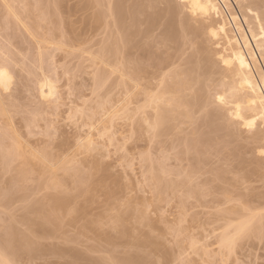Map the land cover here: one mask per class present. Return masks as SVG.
I'll return each instance as SVG.
<instances>
[{"label":"rangeland","instance_id":"rangeland-1","mask_svg":"<svg viewBox=\"0 0 264 264\" xmlns=\"http://www.w3.org/2000/svg\"><path fill=\"white\" fill-rule=\"evenodd\" d=\"M27 1L29 2L30 0H27ZM41 1L43 2V5H44V2L46 0H41ZM68 1L72 2L73 4H71V3L69 4ZM68 1L67 0H65V1L61 0L62 5L64 7H66V6L68 8L70 7L69 8L70 10L67 11V7L63 8V6H61L62 7L61 11H59L60 7L57 6V8L55 9V11L53 12L52 15L48 14L50 17L49 23H47V20L42 21L40 19V16H38V15L36 16V14L39 12V10L37 12V9L35 10V12L32 11L33 15H35V16L32 15V12H29L28 10H26L27 15L24 16V17H26V18H24L23 15H25V13H26L25 9H27V7H25V6H27V5L22 6V7H24V9L20 7V9H23L22 12L23 11L25 12V13L23 12L22 17L26 20L25 21L26 23L25 22H23V23L28 25L31 21H34L33 23L31 22L32 24L31 23L29 24V27L31 28L30 29V30H32L31 32L35 35V37L37 39H44L45 37H47V34L50 31V37H51V44L52 45L51 44L49 45L51 47H50L49 52H48V58L46 59L47 61L45 60L43 65H44L45 70H48L50 75H51L52 82L54 85V94H52L51 97H48V98L43 97L42 98V96L39 95L38 89L37 88H36L37 90L34 89L35 87H33V86H35V85H33V84H31L32 86L30 85V83L32 81L29 82V85L26 84V83H28L27 81H29L30 79L29 78H28L29 80L24 79L25 81L27 80L25 83L23 81V78H24L23 76L26 75L25 78H27L29 76V74H31L32 71L31 72L29 71L31 69H28L27 72L25 71L26 73L24 71H21L20 69H22L24 67V64H21V66L23 65L22 68L21 67H20V69L18 68L20 70V72H23L24 75L22 73H21V75L20 74L19 75L17 74V75L19 76L18 78H20V76H21V79H20L22 81L21 84L23 85L25 83L27 86L25 84L23 85L24 87L21 86V84L19 82L20 80L16 79V80H19L18 82H16V80L14 79V81H15L14 83L15 84L19 83L18 84L19 86L17 85V87H16V85L13 84L14 89L12 90V87L10 88V90L8 89V91L10 93L7 90L6 91H0V97H1V92H5V94H11V95H5V97H4L3 96L4 94L2 93L3 94L2 97L5 99H3L1 97V100H0V102L1 101L4 102V105L1 103L2 107L0 105V109L1 108L4 109V110L3 109L0 110V134L1 133L3 134V135L1 134V136H0V143L4 144V146L6 145V147L9 149H11V146H14V148H12V151L15 152V150H16V153L18 151L20 153V154L18 153L19 155H16V153H14V155H13L14 157L12 156V158L3 157V158H5V159H3L0 156V193H1L0 195H3V199L5 196V200H6V198L9 199L8 195L6 197L5 194H2V193L7 194L6 188H8V187L11 190L10 193H12V191L14 193V195H10L11 201L8 200V202H7V200H6V201H4L5 203H3V204H2L3 201L0 202V230L1 229L4 230L3 228L5 227L6 229H8L5 231L8 232L10 229H12V227H11L12 224L10 225V223L12 222V223H14V225L15 224L17 225V226L15 225V227H18V228H16L17 231L22 230V232H25V233L32 232L30 230L31 229L33 230L32 227H34V225H35L33 223H35V221H36L35 220L36 216H34V215H37V213L39 214L40 210L42 213L45 212V210H46L45 208H48V207H45V203L47 202V199H48V203L52 199V198L50 199L49 197H52V195H55L56 198H58V196L66 195L67 197H65V198H68V201H67V204L65 206H63L64 208L59 206V208L61 207V209H59V210H62V212L59 211V214L61 216L57 214L59 219L57 217L56 221H54L56 212H53L54 210L52 209V208H54L55 203H53L54 204L53 207L49 206L50 203L49 204L46 203V206L48 204L49 207H52V208H48V209H52L53 211L49 210L50 213L52 212V214L50 215L51 217L49 215H46L49 211L47 213L43 214V216L46 215L47 217L48 216L50 217L49 219L52 220L51 225L52 224L54 225L53 222H56L55 223L56 226H53L55 228L52 227L53 231L50 230L51 233H48L49 236H48V234H47V236H44V235H46L44 233L46 231H43V230H42V232L39 231L38 234H36L37 232H35L34 234L31 233V234H33L32 236L29 233L27 234V236L29 235L31 238L35 234H36V236H38V237L34 236V238H36V240L38 239L37 240L38 243L41 242L40 245H42V249L39 250V252L36 253V251H38V250H36L35 253L28 255L27 252L24 253L25 250H24V252H22V250H20L22 253L20 252L21 254L20 253L19 254L17 253V255L15 254L16 257L13 256V258H10V256H9L10 260H12L11 263L9 262L10 261L9 259H8L9 261L8 260L7 261L10 264H74V263H76V264H94L95 263L96 264L97 260H99L100 258H103L100 261H97V263L101 262L100 264H118V261L122 258V256L128 255V256H126V258L127 257L130 258V260H133V259L136 260L135 258H137V260L141 261V259L145 258V256H146L145 253H147V255H149V256H147V258L145 260H146V262L147 261L148 262L145 263L144 262L145 260L144 261L142 260L143 264L144 263L145 264H264V233H263L264 229L261 230V228H263L262 225H264L263 224L264 223L263 222L264 221V214L262 213V212H264V211H262V210H264V208H261V210L254 208V206L256 204H254V206L252 205L253 200L251 201V205H248V203L250 202V201H248V199L246 201L242 200V202L248 201L246 203L248 207L253 206V207L249 208L250 210H252V211L254 210L253 212H255V213H261L259 216L253 217L254 222L253 221L252 222L254 224L252 223L251 227L254 225L255 229L252 228V230L254 229L255 231L251 232V235H250L248 230L251 231V229H246V230L244 229L245 230L244 233L245 232L247 234L249 233L250 237H249V235H247L248 239L244 238L243 235H245L246 233L243 235L241 233L240 235L243 236L244 239H247L246 240L247 242L245 240H243V242H242L243 244H242L241 243L242 240L241 241L239 240L240 243L237 242L238 244L235 245V247L237 246L236 247L237 249L234 247L233 248L234 250L232 249L233 251L230 252L229 255H228V253L224 255L223 254L224 252H222L223 251L222 249L219 251V249L217 248L218 245H217V243L215 244V242L218 241L216 239H218V237H219V236H216V234L218 235L221 232L218 228H217L218 230L217 229L216 230L219 233L216 230L214 232L213 229H214V224L215 225L220 224L218 222H221L222 220L221 221L217 220L216 222L215 221L211 222V221H213V219L214 220L216 219V214H217L216 211L217 210L219 211V209L222 210V213L220 210L219 211L220 213H218V214L224 215L226 217L227 214H225V213H228V210H230V209L232 210V208H237V209H240V208L237 207L238 205H235V207H234L232 205V203L228 202V206L230 203V208H226V210L227 209L228 210L226 212H224V214H223L224 208L222 209L221 207L225 206V205H223L224 203L226 204V202H224L225 201L224 196L227 199L228 194L226 193L227 195H225L224 193H221V196H220L219 192H218V196L223 197V199H224V201H222L223 199L222 200L220 199L221 206L217 204V207H216V205H215V203L219 202L217 197H216V199L218 200V202L216 200V202L215 203L212 202L210 206L205 205L206 201H209L208 199L205 200V198H207V196L209 198V195H210L212 189L208 185H206V186H203V185H204L205 181H206V183H208V181L206 179L207 176L211 180L216 178V174L214 175L213 178L211 177V176H213L212 172H209L211 174L210 176H209V174L207 175V173H206L205 174L206 176L204 175L201 178L203 184L200 183L202 186V187L200 186V189H202V191L206 190L208 195L206 196V194H207L206 193V194H204L205 197H204V195H202L203 197L199 196L201 198H204V200H205V202L201 200V203H200L198 198H197V195L199 193L198 187L200 184H199V180H195L196 177H194V176H197V174L195 171H193L194 168L191 167V170L196 175L194 173H193L194 175H192L191 173L190 174L188 173L187 174L188 177L185 176V173L190 171V170L187 171V169L190 166H192V164H190V161L187 160L190 166H188V168L186 167L185 168L186 170L183 169L185 164L187 166V163L185 161L186 159L184 160L183 157H182V159L185 162H182V163L180 162L181 165L185 163L184 165H182L183 167L180 165L181 166V168H180V166L178 164V162L180 160H182V159H180L181 156H183L182 151H181L182 145H181V141L178 138V136L174 135V137L173 136L171 137L170 135H166V137H164L165 135L163 136L160 133L156 132L157 137L155 139L153 134H152L153 138L150 137L151 131H149V133H150V134L148 133L149 135L147 134V132L143 133V131H145V129L143 128L144 125L142 126V128L144 130L141 128V130H143L141 132L140 128L138 127V123L142 124L143 122L141 123L140 121H138V118H137V123L136 124L134 123L132 125L131 121L132 122H133V120H134V122L136 121L135 120L136 117L134 118V116L139 117L141 115V113H139L140 115H136L138 113H135V108H136V106L141 104V103L139 104L140 100H141L140 102L143 101L141 97L144 96L143 95L144 93H142V95L140 94L141 95L140 96V95H138L139 94V92H138L137 95L140 97L139 98V97H137V95L135 96V94H136L135 91L130 89L131 94L130 93L128 94V91H129L128 89L130 87H128L127 84H129L130 83L129 81H131V80L128 81L127 76H128V74H131V72H130L131 70H130V68H129V70H127V66L128 67H130V66L128 65V63H126V61H127L126 58L129 55H127V57L125 58L126 61L124 62L127 64V66H124V67H126V68H124V70H125V74H127V75H125L127 79L121 78V79H123V82H124V85H123L125 88L124 91H126V88L128 87L127 93L122 91V89H124V88H122V86L120 88H118L119 85L118 86L116 85L117 87H115V89L113 88V85L117 84V82L115 80H117V78L119 80V78H120V76H117L115 74V73H117L115 71L114 72L113 71L108 72L107 81H106V78L105 79L102 78V79H104V80H102V82H103L102 83L101 79H99V81L101 82L100 85L102 84V86L99 85L96 87V85L99 83H97V80L95 79L96 80V84H95L94 76H95V78H99V76H96L97 72L95 73V71L97 70V68H103L105 66H104V64H102V62H96V61H99V60H97V58H95V61H92V58L94 60L93 55L91 57H87V56H90V50L92 51V53L95 52L94 50H96V52H98L97 49H95L97 47V45L102 43L101 46L102 47H103V45L105 46L107 44V41L109 40V38H108L109 36H113V35L115 37L117 36V34H116L117 32L115 31L116 25L114 27L115 21H113L115 19H114L113 15H111L110 13H109L110 15L106 13V11L108 10V8H106V5L108 7V4H106L107 0H106V2H105V0H103V3H105L104 4L105 6L104 5L102 6V11H105L104 8H106L107 10L105 11V13H106V15L110 16V18L107 17L106 19L107 20L112 19V18L113 19H112V21L108 20L110 23L108 21H106L107 24L103 21L104 26L106 27V28L104 27L105 30H104V28H102L103 25L101 27V24H103V22H102L103 19L101 20L102 23L99 22L100 25H96L95 23L91 22V27L88 28L89 29V32H88L87 26L84 23H86V21H87L86 18H88L89 12H88V10L84 11L86 9V7L84 6L83 1L82 0L81 1L80 0H71V1L68 0ZM142 1H144V0H142ZM146 1H148V0H146ZM146 1H144V2H146ZM261 1L264 2V0H261ZM1 2L2 1H0V3ZM35 2H36V0H35ZM65 2H67V3H65ZM80 2H82L83 5ZM157 2L156 3L154 2L155 5H149V6H147L148 2H146L147 4L144 3V4H146L145 8L148 7L147 8L148 11L152 10L151 13L147 12V13H149L148 15L149 16L153 15V18H155V20H156V18H158L156 20L157 24L154 20L155 25L153 24L154 26H152V28L154 27V29H152V30H155V32L151 31L155 35H153V36L149 35V37H152V38L154 36H156V38H158L157 35L161 34L163 32V30H162L164 28L163 25H165L166 20H167V19L165 20V17L167 18L166 15H168L167 9L170 7V6L168 7L169 3H165V0H161V1L157 0ZM131 3H132V1H131ZM30 4H32V3H30ZM157 4H159V5H157ZM174 4H175V6H178L177 5L178 1H177V3H173V5ZM71 5H72V7H71ZM156 5H157V7H156ZM165 5H166V7H168L167 9H166ZM74 6H75V8H74L75 10L73 9ZM76 6L79 7V9ZM152 6H154V7H152ZM2 7L4 9L6 8L8 10L7 7H5V6H2ZM2 7L0 6V9H2ZM83 7H85V9ZM262 8L264 9V7H262ZM6 9H5V12H6ZM29 9H30V7H29ZM31 9H33V8H31ZM80 9H82V10H80ZM147 9L143 10L144 13ZM155 9H157V10L155 11ZM165 10H166L167 14H166ZM260 10H261V8H260ZM69 11H71V12H69ZM3 12H4V10H3ZM28 12H29V14H28ZM60 12H62V13H60ZM86 12L88 13L87 16L85 15ZM155 12H156V15L154 14ZM105 13H104V15H105ZM161 14H162V16H161ZM145 15L146 14H144L143 16H145ZM158 15H159L161 21H164V22L159 21L160 19H159ZM32 16L34 18L36 17V19L34 20V18H32ZM111 16H113V17H111ZM154 16H156V17H154ZM28 17H31L32 20H29L30 18H28ZM141 17H142V15H141ZM141 17L139 18V16H138L139 20L143 21V19H141ZM162 17H163V19H162ZM142 18H144V17H142ZM10 19H12V18L10 17ZM27 19L29 22L27 21ZM51 19L53 21H56V22L53 23L51 21ZM82 21H83V23H82ZM142 21H141V24L139 27L140 29H143V27H144L143 25L145 24L144 22L142 24ZM18 24H21V23H18ZM56 25L58 26V28ZM66 25H69V26H66ZM70 26H71V29L67 28ZM84 26H86V27L84 28ZM94 26H96L95 27L96 30H97V26H100L101 29H99V31H97V32H94V31H96V30H92V27L94 28ZM111 26L113 28H111ZM49 27H53V28L51 30H49L50 29ZM107 27H109V29ZM12 28L13 27H11V29ZM90 28L92 30V33L90 32ZM11 29L9 28V31H11ZM20 29L21 30L24 29L23 25H22V27L20 26ZM68 29H69V33H71V35L68 33ZM2 30H5V32H6L8 29L6 30V28H5ZM2 30H0V32ZM17 30H18V28L17 29L15 28V30H12V31H14V34H16V36L13 35V33L11 32V34L13 36H15V37H13L11 35L14 38L13 40H11V42L8 41V43H7L6 39L7 38L12 39V37H8V35H7V38H5L6 37V35H5V37H3L5 39H2L3 34H2V36L0 34V36H1L0 41L3 42L4 44H6L7 46L10 44L8 48L10 50L13 48L12 49L13 52L15 50L14 54H16V52H17L16 48L20 49V47L25 49L26 51L25 50H23V51H25L24 53H26L27 52L26 46L28 44V52L30 54H32L33 57L31 56L32 57L31 61H33V59H35V57H36V51H37V49H36L37 44H36L35 40L32 38V36L30 34H27L28 32L26 30L24 33H26L27 36H26V34H22V32L20 30V32H18L19 36L23 35L25 37H23V36L18 37ZM70 30H72V31L70 32ZM101 30H103V32L106 31V34L103 35L104 33ZM85 31H87V33H85ZM8 32H7V34H9ZM151 32H149V34ZM2 33H4V31ZM20 33H21V35H20ZM72 33H74V34H72ZM96 33L99 35H97ZM92 34H95V35H92ZM72 35L75 37H73ZM9 36H10V34H9ZM87 36L92 37L90 39H93L92 40L93 43L91 42L89 44L90 40L88 42ZM97 36H99V37H97ZM100 36H102L103 39ZM69 37L70 38L72 37L73 39L71 38V40H70ZM83 37L85 40L84 39L82 40ZM160 37L161 36H159V38ZM15 38L18 41V43H21L23 40H26V41H23L24 46H25V43L27 42V44L25 46L26 48L23 46V42H22V46H20L21 44H19L17 46L18 43L16 42ZM21 38H23V39H21ZM104 38H106V39L104 40ZM143 38H140V39H143ZM95 39H96V42L94 41ZM101 39H102V42H100ZM136 39H137V37H136ZM140 39L139 40L137 39L138 41L136 40L137 44L139 41H141ZM144 39L149 40V38H144ZM154 39H155V37H154ZM154 39H153L154 42L153 41L152 42L156 44L158 42V40H157V42H155L156 40H154ZM14 40L16 43L14 42V44H13ZM97 40H99V41H97ZM68 41H72V42L69 43ZM194 41H193V43H191L192 45L189 44V47L191 46L190 48L188 47V45H186L188 47V49L186 47L187 50L185 49L184 51L185 52L187 51L186 54H188V55L186 56V54L184 52L182 54L183 59H186V58L193 59L195 57L198 61L199 58H197V56L201 57L205 54L204 53L205 50L203 49L205 46H207V47L209 46V48H212L215 46L214 44L212 45V43H213L212 40H203L202 41L201 39L197 38V43H199V46L196 42H195L196 43L195 44ZM199 41L201 42V44ZM82 42L84 44H82ZM145 42H147V41H144L143 43L141 42V45L142 44L146 45ZM87 43L89 44V47L84 46ZM95 43H96V45H95ZM150 43H147L148 46L149 45L151 46L153 44V43L152 44H150ZM29 44H30V47H29ZM137 44H134V46ZM155 44H153V46H151L150 49H149L150 46L149 47L147 46L148 51L150 50V52H151L150 54H153V53L155 54V52H158V54H159V51L160 52L163 51V49L161 50L159 48V47H161L160 44H162V43H159V44L157 43L158 45L156 44V46H154ZM3 45H2V47H4ZM90 45H94V46H90ZM162 45L164 46L165 44H162ZM200 45H202V46H200ZM41 46H43V44H41ZM137 46H139V45H137ZM163 46H162V48H163ZM171 46L173 47V44ZM120 47H121V45H120ZM196 47H198V48H196ZM8 48H6V49H8ZM88 48H90V49L88 50ZM121 48H123V46ZM166 48L168 49V47H166ZM9 49H8V51H10ZM171 49H173L174 52L176 51L175 47L171 48ZM193 49H194V51H193ZM196 49H198V50H196ZM41 50L43 51L44 49L42 48ZM99 50H100V48H99ZM23 51H21L18 56H21V54H23ZM88 51H89V54H87ZM132 51H134V50H131V52ZM28 52L26 54H28ZM167 52L169 53L170 51L168 50ZM178 52L179 51L176 52V56H178L177 55ZM189 52L191 55L189 54ZM8 53L11 54L12 52H8ZM94 54L96 55L97 53H94ZM136 54L134 55L132 53L133 56H131V57L134 58V56H136ZM161 54H162V52L158 56L163 59V57L166 54L164 55V51H163V57ZM137 55L138 56L135 57V59H137V61H136L137 65L142 63V62H144V64H147L146 62H149L148 60L153 59V58H149L152 55H149L147 57V59L141 55L143 57L142 60H144V61H140V59H139L140 54H137ZM172 55H173V53H172ZM11 56H12V54H11ZM24 56H26V55H24ZM153 56H155V55H153ZM174 56H175V54H174ZM14 57L16 58V55ZM131 57L129 56L128 58H131ZM156 57H157V55H156ZM159 57H157V61L160 60L162 62V59H159ZM24 58L26 59V57H24ZM24 58H23V60H24ZM109 58H110V60H108ZM108 59H107L108 62H112V60H114L116 62L119 61V59L116 60L115 57H111V56H108ZM154 59H156V58H154ZM20 60H22L21 57H20ZM28 60H29V63L27 62V64H31L33 66L34 63H32L30 61V59H28ZM28 60L26 59V61H28ZM89 60H91L92 63ZM152 61L153 60H151V62ZM160 61L157 62L160 64V66L158 64L157 67H161V64L163 63V62L161 63ZM93 62H96L97 66ZM127 62H129V61H127ZM99 63H100V65H99ZM113 63H115V62H113ZM121 63H123V61H121L120 64ZM152 63L154 64V62H152ZM152 63L149 62L147 65L150 66L149 64H152ZM92 64L95 65L96 68H95V66H91ZM31 65H29V66H31ZM35 65H36V63H35ZM147 65L144 66L145 69L148 67ZM29 66H27V68H33V67H29ZM140 66H142V64L139 65V67ZM150 67L152 68L154 66L152 65ZM157 67H154V68H157ZM34 68H36V67H34ZM26 69L24 67V70H26ZM94 69H96V70L94 71ZM140 69L141 70L143 69L142 71H144L145 73H149V74L152 73L151 76L148 74V76H150L149 79H151L152 76H154V77L160 76V75L157 76L159 74V72L157 73V70L155 71L154 69H152L155 72H153L151 70H150V72H148L149 71L148 69H150L149 67L147 69L148 71L145 70L144 68H140ZM140 69L138 70V73L142 72V71H140ZM38 70L39 69H37V72H38ZM92 71H93V73H92ZM164 71L165 70H163V72ZM112 72L114 74H112ZM144 72L141 73V78L139 77L140 79L143 78L142 74H144ZM109 73L111 74L110 75L111 77L109 76ZM140 73L138 74L139 76H140ZM153 73H155L157 75H155V74L153 75ZM93 74H94V76H92ZM36 75H38V73H36ZM105 75H106V73H105ZM114 75L117 76V77H115V80H114ZM29 77L31 78V77H33V75L32 76L30 75ZM103 77H104V74H103ZM156 77L153 80L151 79L152 81H150V82H154V83L157 82L159 79L156 80ZM33 78H31V80ZM144 78H145V76H144ZM34 79H36V78H34ZM34 79H33V81H34ZM124 79H126V80H124ZM140 79H137V81ZM111 80L112 81L114 80L115 83L113 81L114 84L111 83V85L109 84L110 86H108V82L110 83ZM146 80H148V78ZM146 80H145V82H146ZM93 81H94V83H93ZM104 81L106 84H104ZM126 81H128L129 83H127ZM141 81H143V79ZM34 83H35V81H34ZM141 84L143 85L144 82H142ZM131 85H133L132 82H131ZM28 86H30L31 88ZM129 86H130V84H129ZM15 87H16V89H15ZM117 89L120 90V91L118 90L120 92V94L118 91L116 93ZM121 91H122V93H121ZM133 92L135 93L134 94L135 98L132 95ZM142 92H143V90H142ZM140 93H141V91H140ZM126 94H128L127 97H126ZM119 96H121V98ZM123 98L125 99L124 101H123ZM131 98H132V100H131ZM133 98H134V100H133ZM129 100H130V102H128ZM135 101H136V103H135ZM100 102L103 104V106H101ZM120 103H121V105H119ZM129 103H131L130 106H129ZM124 104L126 105V107L129 106V107H127L129 109H127V110H130V112L127 111L126 108L124 109V107H125ZM119 106H120V108H119ZM118 108L120 110L119 112L116 110ZM121 108H123L122 110H123L124 114L128 113V115H130V116L135 114L132 117L127 116L128 119L131 120L130 122H129V120L126 119L127 117H124V119H123V116H126V114L122 115V117H120V114L122 113ZM88 109H91L92 111L93 110L96 111L95 109H97L98 112H92L91 110L89 111ZM146 110H149V112L151 113V110L147 109V107H146L145 111ZM81 111H83V112H81ZM89 112L90 113L92 112V114L95 113V114H93L94 116L92 117V119H88V118H91V116L88 115ZM132 112H133V114H132ZM146 112H145V114H146ZM117 113L119 114V116ZM145 114H142V115H145ZM88 116H90V117H88ZM140 118L141 117H139V120H140ZM142 118H143V116H142ZM140 124H139V126H141ZM144 124H145V122H144ZM132 126L133 127L135 126L134 128L138 127V130H140V131H138L136 128V132L134 133L135 130ZM236 127H239V126H236ZM239 128H241V127H239ZM4 132L7 136L4 135ZM88 132L90 133V135H86V133L89 134ZM16 133L19 136H17V135L14 136V134H16ZM153 133H154V131H153ZM243 133H244V136H243V139H244L246 133L244 131H243ZM142 134H144V135H142ZM9 135H10V137H9ZM147 135L151 139L146 137ZM241 135H242V132H241ZM241 135L239 133L240 138H242ZM2 136H4L5 138ZM11 136H13V137H11ZM85 136L88 137V140H86L87 137L85 138ZM83 137L85 138V140ZM6 138H8V139H6ZM89 138H91V139H89ZM166 138H168V139L165 140ZM2 139H3V142L1 141ZM152 139H155V141H157V143H153L155 141L152 142ZM163 140H165L164 143H163ZM239 140L240 139H237L236 142H239V143L241 142L240 143L242 146L241 151L242 152L244 151L245 155L250 156L251 154L245 151L246 149H245L244 145H246L245 144L246 139H244L245 141L242 139L240 141ZM15 141H17V142H15ZM90 141L93 144H90V148L86 147L87 146L86 143L89 144V143H91ZM166 141H167V143H169L171 145L165 144ZM67 142H69L68 145H67ZM234 143H235V141L232 143L233 146L235 145ZM64 144H65V146H64ZM91 145H93V146L91 147ZM228 145H230V143ZM58 146H60L62 148V150ZM227 146L225 147V149H220V150H222L224 152V150L227 149ZM2 148L3 147H1V149ZM7 148H6V151H7ZM243 148H244V150H242ZM212 149H213V152H215V151L217 152V150H218V148L216 150H215V148H212ZM235 149H236V147H235ZM237 149L235 150V152L237 151ZM239 149H240V146H239ZM4 150L5 149L3 148V150H1V151L3 152ZM69 150L72 152V154H70L71 152H69ZM233 150L234 149H230L229 152L233 151ZM37 151L38 152L40 151V155H37L38 154ZM42 151L44 153L48 151V154L47 155L45 154V156H48L47 160L49 159V156H51L50 159L47 161V163H49V161H50V163L52 162V166H51L52 173H51V169H49L50 168L49 165H51V164L48 165V164H46V162L45 163L40 162V163H42L43 167L45 164V166H46L45 171H47V172H45L44 169H43L44 172H41L42 171L41 169L43 167H41V169L39 170V168H40L39 167L40 166L39 165V157H41V155L44 156V154H41V153H43ZM55 151H57V152H55ZM241 151H239V152L241 153ZM2 152H1V155H2ZM50 152L52 153V155ZM58 152L60 153L59 157H61V158H58ZM229 152L225 151V154H229V155H227V158H228V156H229V158L231 157L230 160H228L230 162L232 159V156H231V153H229ZM21 153L23 154L22 156H21ZM49 153H50V155H49ZM53 153H54V155H53ZM56 153H57L58 159L56 158ZM63 153H65L67 156L64 154V156H65L64 157ZM190 153H191V155L195 154L192 152H190ZM239 154H237V156ZM70 155H71V157H70ZM188 155H190V154L188 153L187 157H188ZM206 155H208V154H206ZM233 155L235 157V154H233ZM252 155L250 157L248 156V159L251 158ZM24 156L26 158L25 160H23ZM26 156H28V158H29L28 163L30 162V164H28V166L25 165L26 163L25 164L23 163L25 161L27 162ZM185 156H186V154H185ZM185 156H184V158H185ZM210 156L212 157L210 161L215 160L217 157L219 158L221 156V151H219V155H217L216 158H215V154H214V156H213V154H210ZM242 156L244 157V155L242 154V155H240L239 159ZM208 157L209 156H207V158ZM54 158H55V160H54ZM73 158H74V160H73ZM225 158H226V156H225ZM51 159L57 164L53 165V161H51ZM191 159H192V157H191ZM221 159H222V157H221ZM248 159H245V161L246 160L248 161ZM252 159H253V157H252ZM252 159H249V160H252ZM57 160L61 163V165L66 163L64 165V167L68 166V169H69V166H72V167H70V169L72 168L71 171L73 172V174L75 176L74 177L75 181L77 178L78 183L77 182L76 183H77L78 187L74 182H72L74 180L71 179V177H70V176H72V172L69 171L70 169L67 170L69 173L71 172V174L69 175V173L66 170H64L63 165L61 166ZM152 160L155 161V164L160 163L162 165L163 172H159V174L164 181H165V178L167 180L169 179L170 182H172L175 178V181H176V178L179 177V179L177 180L178 185L182 184V180H184L186 185L183 182V187L186 186V188L175 189L177 187L175 185H174L175 186L174 189H171V187H169L168 189H167V187H164L167 189V190L165 189V191L163 190V194L166 196V197H164V195H162V193H160V192H162L163 188L161 189L159 187H156L154 184V181L153 180L151 181V176H150V180L148 179L149 184L151 182V185H148V181L146 180V176H147V174H149L152 171V169H150L151 171H148L149 170L148 166L152 165V163H150V162H152ZM226 160H225L224 164L227 163ZM236 160H237V158L235 160H233V163L235 162L236 164H238V162H237L238 160L237 161ZM40 161H42V160H40ZM242 161H243V159L241 160L240 164L242 163ZM245 161H244L243 166L245 165ZM148 163H150V164L148 165ZM216 163L212 162V165L208 164V166L215 167V166H213V164L216 165ZM220 164H218V165L220 166ZM224 164L223 165L221 164L222 167L226 166V164L225 165ZM234 164H233V168H232V161H231V164H230L231 167L229 164H228L229 166L228 165L227 166L231 168L230 171L232 174H233L232 169L236 168L234 170V172L237 171V168L241 169V170L238 169V171L235 173L236 176L239 173L238 177H239L240 181H239L238 177H237L238 181L234 180V179L230 180L228 178L229 176L225 175V174L230 173V171L228 170L229 169L228 167H227V169L224 167V169L228 170V172H226V170L223 169V172H226V173H223L222 177L219 174L220 172H222L221 170L219 173L216 172L218 174L217 179H220L219 182H221V183H223L222 180H224L225 182H227L228 180L231 181L230 184L224 183L225 186H227L228 188L231 187L233 189V187H235V185H236L235 188H237V187L242 188L243 191L247 189L248 190V191L246 190L247 195L249 196L251 191L249 193L250 188L248 187L249 185H247V183H252L253 185H255V188H256L257 186L259 187V185H260L259 183H261V181H259V179L256 180L257 178L255 179V181L259 182L258 184H257V182H256V184H255V182L253 183L254 179L246 180V178H245L243 181L242 180V178H244L243 172L244 173L246 172V174L250 173V169H249V171H247L249 168L248 166L250 164L247 166L248 168L245 165V167L247 169L246 171H245V169H243V166L240 167L239 164L237 166H234ZM246 164H247V162H246ZM250 166H252V165H250ZM23 167L26 169L28 168V171L23 169ZM47 167H49L48 168L49 170H47ZM52 167H54V169ZM203 167H204L203 165L200 166L198 169L199 172H197V173H200L201 172L200 168L203 169ZM19 168H20V171L22 168V171H21L22 175H21V173H20V175L19 174L17 175L18 172L16 173L17 169L19 170ZM204 169L206 171L207 168H204ZM177 170H179V173ZM181 170H184L183 174L181 173ZM24 171L25 172L27 171L25 173L26 175L25 174L23 175ZM147 171H148V173H147ZM176 171H177V175L178 174L181 175V179H180V176L174 175V173H176ZM218 171H219V168H218ZM207 172H208V170H207ZM214 173H215V171H214ZM51 174L53 175L52 178H56L57 180L58 179L61 180L62 184L60 183V186H62V188L60 190L59 189L57 190L56 188L54 189L53 186L55 184V181H53L54 179L51 178ZM150 174H152V172ZM202 174H199L200 177L202 176ZM242 174H243V177H242ZM199 175L197 176L198 178H199ZM231 176L232 175H230V177ZM148 177H149V175H148ZM184 177H186V179L189 178L191 180V182L189 179L187 181L191 184L190 186H192L193 189L197 188V190L195 189L198 192L197 194H192L194 192L190 191L191 187H189V185H188L189 189L187 188V181H186V179H184ZM170 178H172L173 180H170ZM203 179H204V181H203ZM211 180L208 184H210V183L214 184L216 179L214 180V182H211ZM232 180L234 182H232ZM45 181L46 182L48 181L49 186H50V184L52 185L51 181H53L54 182V184L52 185L53 189L51 186L48 189L46 187ZM242 181L245 183H243ZM58 183L59 182H57V185H58ZM177 183H176V185H177ZM233 183H235V185ZM262 183H264V182H262ZM174 184H175V182H174ZM219 184L216 185V187H218V188H216V189L214 188V190H217V191L220 190ZM224 184H223V187H222V185H221V187L225 189ZM252 184H250V185L252 186L253 196L250 198L254 199L255 198L254 195H255L256 191L254 192L253 190H256L257 188L254 189ZM57 185H55V187H57ZM246 185L249 189L246 188ZM44 186H45V188H44ZM211 187L213 188L214 186H211ZM172 188H173V186H172ZM261 189L263 190L264 188H262V186H261L260 190ZM185 190L187 192H189V194H190L189 197H188V194ZM214 190H213V192L215 193ZM238 191H240V189L239 190L237 189V192ZM233 192L235 193V191H233ZM229 193H231V191ZM241 193H242V191H241ZM244 194L243 195L245 196V199H246L245 191H244ZM192 195L195 198H192ZM211 195H212V197H214L213 193ZM157 196H158V198H157ZM159 196H161L162 199H160ZM230 196H229V200L232 199V198H230ZM236 197L237 196H235L233 198L236 200H232L233 204L239 203V200L237 201ZM61 198L59 200H61ZM3 199H2V197H0V200H3ZM182 199L184 201H182V203H180V201ZM241 199H243V198H240V202H241ZM213 200H214V198H213ZM54 201H55V199H54ZM62 201L63 200H61V202ZM210 202H211V200H210ZM222 202H223V204H222ZM242 202L239 204H242ZM56 203H58V200L56 201ZM198 203H199V205H198ZM202 203H204L203 206H201ZM209 203H207V205H209ZM253 203H254V201H253ZM35 204L36 205L39 204V205L36 206ZM51 204H52V202H51ZM243 204L241 205L242 208H243ZM245 205H244V207H245ZM36 207H38V209ZM239 207H240V205H239ZM33 209L35 210V212ZM249 209H245V210L250 211ZM55 210H58V208H55ZM36 211H37V213H36ZM224 211H225V209H224ZM32 212H34V213H32ZM50 213H48V214H50ZM26 214H28V215H26ZM53 214H54V217L52 218ZM23 215H25V216H23ZM212 215H214L215 217ZM219 215H217V216H219ZM210 216H211V218H210ZM22 217H24L23 219L27 218L26 219L27 222L34 220L32 222L33 226L32 227L28 226L31 229L30 230L28 229L29 231H27V232L25 231V230H27L26 222L23 223V221H20V218L22 219ZM30 217L32 218V220H29ZM41 218H36L37 219L36 222H38L39 221L38 219H41ZM9 219L11 220V222L9 221ZM40 221H42V220H40ZM200 221H202V222L204 221L205 223H202ZM207 222H208L210 227H208V224L205 225ZM8 224H9L10 228L7 226ZM203 224L207 227V229H206V227H203ZM224 224H225V222H224ZM14 225H12L13 229L15 228ZM27 225H30L29 222ZM202 227H203V229H202ZM200 228L202 229V231ZM219 228L222 229V227H219ZM199 229L201 232H203L202 235H201ZM208 229H209V231H208ZM2 230L0 231V234L3 232ZM39 233H41V234H39ZM43 233H44V235H43ZM252 233H256V234L253 235ZM39 235H42L43 237L39 236ZM199 235L202 237L200 238ZM204 235H205V237H204ZM1 236H3V235H1ZM6 236H9V233ZM247 236H245V237H247ZM252 236L253 237L256 236L255 237L256 241H255V239L251 238ZM202 238L204 239V241ZM239 238L240 237H238V239ZM250 238L252 239V241H254L253 245L251 244L252 241L248 242V240ZM4 239H5V237H4ZM213 239H215V241H212ZM210 242H212V244ZM202 243H204V244H202ZM245 243H247V244H245ZM254 243L256 244V246ZM238 245H239V247H238ZM251 246H252V248H251ZM201 247L203 249L205 247V249H204L205 251ZM246 247L250 248L251 251L248 250V248H246ZM240 249H242V250L247 249V250L242 251ZM216 250H218V251L215 252ZM237 251H239V252H237ZM236 252L238 254L241 253V254H239L240 256L238 254H236L237 255L236 256L235 255ZM251 252H252V254H251ZM232 253H234V254L231 255ZM244 253L249 254V255H246ZM143 254H145V255H143ZM131 255H132V257H131ZM222 255H223V257H222ZM241 255L244 257H242ZM118 256H120V257H118ZM117 257L120 259L116 260ZM241 257H242V259H241ZM14 258H16V259H14ZM104 258H105V260H104ZM123 258H125V257H123ZM131 258H133V259H131ZM225 258H227V259L224 260ZM231 258L232 259L234 258V259L231 260ZM238 258H240V259H238ZM95 259H96V261H95ZM236 259L239 261H235ZM92 260H94V262ZM134 260L132 262L136 263L137 260L136 261H134ZM91 261H92V263H91ZM120 262H121V260L119 261V264H120ZM138 263L139 262H137V264Z\"/></svg>","mask_w":264,"mask_h":264},{"label":"bare ground","instance_id":"bare-ground-1","mask_svg":"<svg viewBox=\"0 0 264 264\" xmlns=\"http://www.w3.org/2000/svg\"><path fill=\"white\" fill-rule=\"evenodd\" d=\"M0 1H2L1 2L2 4L0 3L1 7L5 6V7L8 8V10L5 8L6 9V12H5V9L2 7V9L4 10L5 13L3 12L2 9H0V14H1L0 15V30L5 29V28H6V30L8 29L6 32H5V30H2L0 32L1 36L3 34L2 39L7 38V35H8V37H12L13 35L16 36V34H14V31H12V30H15V28L16 29L18 28V30H17L18 37L23 36V35H21V33H20L21 36H19V33H18L22 29V28L20 29V26L22 27V25H23V27H24L23 30L24 31L21 30L22 34H26V33H24L25 30H26L28 32L27 34H30L32 36V38L35 40L36 44H37L36 57H35V59H33V61H31L32 60L31 58L33 56H32V54H30L28 52V44H27V42L25 43V46L27 44L26 47H27L28 54H26L27 52L24 53L26 50L23 49L22 47H20V49L16 48L17 52H16V54H14L15 50L13 52V50H12L13 48L11 49L12 51L8 48L10 44L7 46L6 44H4L3 42L0 41V46H1L0 47V70H2L3 72L6 73V75L2 79V82H0V91H6V90L8 91V89L10 90L11 87H12V90H13L14 89V85H16V87H17V85L19 84V83L15 84L14 83L15 82L14 79L15 80L19 79L20 80L21 76H20V78H18L19 77L18 75L19 74L21 75V73L23 74V72H20V70L24 71V72L25 71L27 72L28 69H31L29 71L30 72L32 71V72H31V74H29V76L33 75V77L36 78V79H34L33 77H31V78L34 79L35 83H34L33 79L31 80V78L29 76L27 78H25L26 75L23 76L24 74L22 75L24 77V78L22 77L23 81L26 83L27 80L25 81L24 79H28L29 78L30 80L28 79L29 81H27L28 83H26V84L29 85V82L32 81L30 83V85L31 84L35 85V86H33V87H35L34 89H36V88L38 89L39 95H41L42 98L43 97L44 98L51 97L52 94H54V85H53L52 78H51V75H50L49 71L45 70L44 65H43L45 60L48 58V52H49V49L51 47V46H49L51 44L50 31L48 32L47 37H45L44 39H37L35 37V35L31 32L32 30H30L31 28L29 27V24L31 22L33 23L34 21H31L27 25V24H25L26 20L24 18H26V17H24V16L27 15L26 10H28L29 12H32V11L35 12V10L37 9V12L39 10L38 13L40 15L36 12L37 13L36 16L37 15L40 16V19L42 21H46L47 20V23H49L50 22V17H49L48 14L52 15L53 12L55 11V9L57 8V6L60 7L59 11H61V8H62L61 6H63L62 5L63 1L61 2V0H46L44 2V5H43V2L41 0H36V2H35V0H33V1L30 0L29 2L27 0H0ZM82 1H83L84 6L86 7V9H85V7H83L85 9L84 11L88 10V12H89V14L87 12L85 14L86 16L88 14V18L85 17L87 19V21H86V23H84L87 26V29L89 27H91V22L95 23L96 25H100L99 22H101L102 19H103L102 22L104 21L106 24H107L106 21H108V20L112 21L113 18L112 19H108V20L106 19L107 17L110 18V16H109L110 14L113 15L114 19H115V20H113V21H115L114 22L115 23L114 27L116 25V30L115 31L117 32L116 33L117 36L116 37L114 35L113 36H109L108 37L109 40L107 41V44L105 46L103 45V47H102L101 46L102 43L97 45V47L95 49H97L98 52H96V50H94L95 52L92 53V51L90 50V56H87V57H91L93 55L94 60L92 58V61H95V58H97V60H99V61H96V62H102V64H104V66H105L103 68H97V70L94 69V71L96 70L95 73L97 72L96 76H99V78H95L94 74L92 75V76H94V80L96 79L97 83H99V84L96 85V87L99 86L100 83L102 82V80H104L105 78H106V81H107L108 72H110V71L114 72L115 71V72H117L115 74L117 76H120V78H119V80L117 78V80H118L117 81V80H115V77H117V76L114 75V80L117 82V84H114L115 81L113 80L114 81V83H113V81L111 80L110 83L108 82V86H110L111 83H112V84L115 85V86L113 85L114 89L118 85H119L118 88H120L121 86H122V88H124V86H123L124 82H123V79H121V78H126L125 75H127V74H125V70H124V68H126V67H124V66H127L126 63H128V65L130 67L127 66V70H129V68H130L131 74H128L127 78H128V81L129 80H131V81H129L130 83L128 81H126L127 83L130 84V86H129V84H127V83L126 84L130 88L128 89V87H127L126 91H124L125 90V88H124V89H122V91L127 93V91L129 90L128 94L129 93L131 94L130 89H132L136 93L135 94L133 92V94H132L133 97H134V94L136 96L138 94V92H139L138 95H140V94L142 95V93H144L143 94L144 96L141 97L143 101L142 102H140L141 100L139 101V104L140 103L141 104L140 105L137 104L138 106H136V108H135V113H138L136 115H140L139 113H141V115L139 116V117H141L140 120H139V117L138 116H134L135 115L134 114L132 116H134V118L136 117L135 118L136 121L134 122V120H133V122H132L127 117V116L132 117V116L128 115V113H125L126 116H123V119H124V117H127L126 119L129 120V122L131 121V123L133 125L134 123L135 124L137 123V118H138V121H140L141 123L143 122L142 124L138 123V127L141 130L142 126L144 125L143 128L145 129V131H143L144 129L142 128L143 130H141V132L142 131H143V133L147 132V134H148L149 131H151L150 137H152L154 135L155 139L157 137V135H156L157 133H160L163 136L165 135L164 137H166V135H170L171 137L172 136L174 137V135L178 136V138L181 141V145H182V150L181 151H182V154H183V156L180 155L181 156L180 159H182V157H183L184 160L186 159L185 161L187 163V166H186L185 163H184L185 165L182 164V165H184V167L181 165L182 162H185V161H183V159L180 160L178 162V164H179V166L181 165L183 167V169H185L186 167L188 168V166H190L188 161H190V164H192V166H190L187 169V171H189V170L190 171L185 173L186 177H188L187 176L188 173L189 174L191 173L192 175H194L195 173L193 171L196 172L197 176L199 174L203 173L201 177L199 175V178L197 176H194V177H196L195 180H199V184L200 183L203 184L201 178L206 173H207V175L209 174V176H210L211 174L209 172H212V174H213V176H211L212 178L216 174V178H214L213 180L209 179L208 176L206 178L208 183L210 182V180H211V182H214V180L216 179L217 181L215 180L214 184H212V183L208 184L205 181L204 185H203V186L208 185L212 189V191H211V193L209 195V198L207 196L208 195L207 191L205 190L206 191L205 192V191H202V189H200L201 184L198 187V191H199V193H198L196 191L197 188L193 189L192 186H190L191 184L187 181L189 178L186 179V177H184V179H186V181H187V188L189 189V187H191L190 191L194 192L192 194H197L198 193L197 198H198L200 203H201V200L205 202V200L208 199L209 201H206L205 205L206 206H210L212 202L213 203L216 202V200H217L216 197L218 198V200L220 202V199L222 200L223 197H219L218 196V192H219L220 196H221V193H224L225 195L228 194V196H227L228 198L226 199L225 196H224L225 201H224V199L222 200V201L226 202V204L225 203L223 204V202H222V204L225 205L224 207H221L222 209L223 208L225 209V211L223 209V214H224V212H226L228 210V209L226 210V208H230V203H232V205L234 207H235V205H238L237 207L240 208V209L232 208V210L231 209L228 210V213H225V214H227L226 217L224 215L220 214L221 215L220 216L218 214V213H220L219 211L221 210V209H219V211L218 210L216 211L217 214L215 213L216 214V219L214 220L212 218L213 221H211V222H214V221L216 222L217 220L218 221L222 220L221 222H218L220 224H217V225L214 224V229H213L214 232H215V230L217 228L221 232V233H219L217 231L218 229L216 230L219 233L218 235L216 234V236H219V237H218V239H216L218 241H216L215 244L217 243V245H218L217 248L219 249V251L221 249L223 250L222 252H224L223 253L224 255L227 254V253L229 255V253L234 250L233 248L235 247V245L238 244L237 242H239V240L240 241L242 240L241 243L243 242V240L246 241L248 239L247 235H249V233L251 235V232L255 231L254 230L255 226L253 225L251 227V224L254 222L253 221V217L254 216H259L261 213H255V212H253L254 210L252 211L249 208L253 207L254 204H256L254 206V208H256V209H260L261 210V208H264V189L263 190L261 189L262 191L260 190L261 186H262V188H264V183H262V182H264V9L262 8V7H264V4H263L264 2H262L261 0H165V3H169L168 7L170 6L168 8L165 5L166 9L168 8L167 9L168 10V15H166L167 18L165 17V20L166 19L167 20H166L165 25H163V27H164L162 29L163 32L162 33L160 32L161 34H158V35L156 34L158 38H156V36H154L155 37V39H154V37L153 38L149 37V35H152V36L155 35L153 33V32H155V30H152V29H154V27L152 28V26L155 25L154 23L156 22V20L158 18H156V20H155V18H153V15L149 16L148 15L149 13H147V12L151 13L152 10L148 11V9H147L148 7L145 8V5L147 4L146 2H148L147 6L155 5L154 2L156 3L157 0H148V1L144 0L146 2H144L142 0H107V2H106V0H105L106 4H108V7L106 5V8H108V10L106 8H104V9H105V11L107 10L106 11L107 14L110 13L109 15H106L105 11H102V6L105 4V3H103V0H82ZM131 1H132V3H131ZM159 1H161V0H159ZM177 1H178V4H177L178 6H175V4L173 5V3H177ZM30 3H32V4H30ZM65 3H67V2H65ZM70 3L73 4L72 2H69V4ZM80 3L82 4V2H80ZM144 3H146V4H144ZM25 5H27V6H25ZM157 5H159V4H157ZM157 5H156V7H157ZM22 6L27 7V9H25L26 13L23 11L25 13V15H23L22 10L24 9V7H22ZM28 6L30 7V9L33 8L34 10L33 9L30 10ZM20 7L23 8V9H20ZM66 7L63 6V8H66ZM71 7H72V5H71ZM152 7H154V6H152ZM69 8L67 7V11L70 10ZM74 8H75V6L73 7V9ZM77 8L79 9V7H77ZM144 8L147 9L145 11V13L143 11V10H145ZM260 8H261V10H260ZM80 10H82V9H80ZM156 10L157 9H155V11ZM29 12H28V14H29ZM33 12H32V15H33ZM69 12H71V11H69ZM103 12L105 13V15H104ZM165 12H166V10H165ZM60 13H62V12H60ZM143 13L146 14V15L143 16L144 15ZM154 14L156 15V12ZM166 14H167V12H166ZM22 15H23L24 18L22 17ZM141 15L144 18H142ZM33 16H35V15H33ZM33 16H32V18H34ZM113 16H111V17H113ZM138 16H139V18L141 17V19H143V21L141 20L142 24H143V22L145 23L143 25L144 27L142 26L143 29L139 28L140 24H141V21L139 20ZM161 16H162V14H161ZM10 17L12 19H10ZM154 17H156V16H154ZM158 17H159V15H158ZM163 17H162V19H163ZM28 18H30L29 20H32L31 17H28ZM35 19H36V17L34 18V20ZM159 19H160V17H159ZM154 20H155V22H154ZM27 21H28V19H27ZM51 21L53 23L56 22V21H53L52 19H51ZM159 21H161V19ZM23 22H25V23H23ZM104 22H103V24H101V27L103 25L102 28L105 27L104 26ZM161 22H164V21H161ZM18 23H21L22 25L18 24ZM82 23H83V21H82ZM156 24H157V22H156ZM69 25H66V26H69ZM86 26H84V28ZM11 27H13V28L11 29ZM95 27L96 26H94V28L92 27V30H96ZM99 27L100 26H97V30L94 31V32L99 31V29H101V27L100 28ZM9 28L11 29V31H9ZM49 28H50L49 30H51L53 27H49ZM57 28H58V26H57ZM67 28L71 29V26L67 27ZM105 28H104V30H105ZM107 28L109 29V27H107ZM111 28H113V27L111 26ZM92 30L90 28V32L91 33H92ZM3 31H4V33H2ZM71 31L72 30H70V32ZM101 31L103 32V30H101ZM151 31H153V32H151ZM7 32L10 34V36H9V34H7ZM11 32L13 33V35L11 34ZM88 32H89V29H88ZM149 32H151V33L149 34ZM68 33H69V29H68ZM85 33H87V31H85ZM103 33H104L103 35H105L106 31L103 32ZM27 34H26V36H27ZM69 34L71 35V33H69ZM72 34H74V33H72ZM5 35H6V37H5ZM92 35H95V34H92ZM97 35H99V34H97ZM15 36H13V37H15ZM159 36H161V37L159 38ZM3 37H5V38H3ZM13 37H12V39L9 38L10 40L7 38L6 42L7 43H8V41L11 42V40L14 39ZM23 37H25V36H23ZM73 37H75V36H73ZM97 37H99V36H97ZM100 37H102V36H100ZM136 37H137L138 40L140 38H143V37L144 38H149V40L148 39L146 40V39L143 38L144 40L140 39L141 41H139L138 44H137L138 40L136 39ZM71 38H70V40H71ZM90 38H92V37H88L87 38L88 42L90 40L89 44L93 40V39H90ZM197 38L201 39L202 41L203 40H212L213 43L212 42L211 43H212V45L214 44L215 46L212 47V48H209V46L208 47L205 46L203 48L205 50L204 51L205 54L203 56H201V57L196 55L197 58H199L198 61H197V59L195 57L193 59H191V58L183 59V55L182 54L185 52L184 50L187 47L186 45H188V47H189V44L192 45L191 43H193V41L195 39L196 40L194 41V43L195 42L197 43ZM21 39H23V38H21ZM83 39H84V37L82 38V40ZM102 39H103V37H102ZM102 39H101L100 42H102ZM105 39L106 38H104V40ZM153 39L156 40L155 42H157V40H158V42H157L158 44L159 43L165 44L164 46L162 44H160L161 47L158 46L161 50L163 49L164 55L166 54L163 57V51H161L162 52L161 55H162L163 59L158 56L161 53L159 50H158L159 54H158V52H155V54L154 53L150 54L151 53L150 50L148 51L147 48L150 45L148 46L147 43L151 42L150 44H152L154 42ZM15 40H16V38H15ZM15 40L13 41V44H14ZM23 41H26V40H23ZM94 41L96 42V39ZM97 41H99V40H97ZM144 41H147V42H145L146 45H143V44L141 45V42L143 43ZM16 42L18 43L17 40H16ZM22 42L18 43L17 46L19 44H21L20 46H22ZM68 42L70 43L72 41H68ZM83 42H82V44H84ZM1 44L2 45L4 44L3 45L4 47H2ZM41 44H43V46H41ZM87 44L84 45V46H86V47L88 46L89 47V44L88 45ZM134 44H137L139 46H137V45L134 46ZM153 44H155V43H153ZM153 44L151 46H153ZM156 44L154 46H156ZM172 44H173V47L171 46ZM197 44L199 46V43H197ZM200 44H201V42H200ZM95 45H96V43H95ZM120 45H121V47L123 46V48H121ZM23 46H24V42H23ZM90 46H94V45H90ZM151 46L149 47V49L151 48ZM162 46H163V48H162ZM165 46L168 47V49ZM200 46H202V45H200ZM29 47H30V44H29ZM174 47H175V50H176L175 52H174L173 49H171V48H174ZM188 47H187V49H188ZM6 48H8L10 51H8V49H6ZM42 48L44 49L43 51L41 50ZM90 48H88V50ZM99 48H100V50H99ZM196 48H198V47H196ZM23 50H25V51H23ZM131 50H134V51L131 52ZM168 50L170 51L169 53L167 52ZM196 50H198V49H196ZM7 51L8 52H12L11 54H12L13 57ZM21 51H23V54H21V56H18ZM177 51H179L177 53L178 56H176V52ZM193 51H194V49H193ZM186 52H185V54H186ZM94 53H97V54L95 55ZM132 53L134 55L136 53L140 54L139 55L140 56V58H139L140 61H144V60H142L143 57H145L147 59V57L149 55H152V56L155 55V56H153V57L151 56L149 58H153L151 60H153L152 62H154V64L156 66L151 62V60H148L150 63H152V64H149V65L150 66L153 65L154 67H157V65L159 64L157 62L160 61V60L157 61V57H159V59H162V62H163L162 63L160 61L162 63L161 64L162 68L161 67H157L158 69L154 68V67L151 68L150 66L147 65L149 62H146L147 64H144V62H142V63L137 65L136 64L137 63L136 62L137 59H135V57H137L138 55L136 54V56H134V58H133V57H131V56H133ZM172 53H173V55H172ZM87 54H89V51H88ZM174 54H175V56H174ZM189 54H190V52H189ZM15 55H16V58L14 57ZM24 55H26V56H24ZM127 55H129L131 58H128L129 56L127 57ZM156 55H157V57H156ZM187 55L188 54H186V56ZM108 56L115 57L116 60L119 59V61L116 62V61L112 60V62H108L107 61ZM20 57H21L22 60H20ZM24 57H26L27 60L30 59V61L32 63H34L33 66L31 64H27V62L29 63V60L26 61V59ZM23 58H24L25 61L23 60ZM125 58L129 62H127L125 60ZM154 58H156V59H154ZM108 60H110V58ZM89 61H91V60H89ZM92 61H91V63H92ZM121 61H123V63L126 61V63H124V64L121 63L120 64ZM96 62H93V63H95V65H96ZM113 62H115V63H113ZM35 63H36V65H35ZM21 64H24L25 69L29 65H31L29 67H33V68L36 67V68H34L36 71L33 68H27L26 70H24V67H23V65L21 66ZM141 64H142V66L139 67V65H141ZM95 65L92 64L91 66H95ZM99 65H100V63H99ZM146 65L150 69H148V67L145 69L144 66H146ZM96 66H95V68H96ZM159 66H160V64H159ZM20 67L21 68L23 67L22 68L23 70L20 69ZM16 68L17 69L19 68L20 70L19 69L17 70ZM140 68H144L145 70L148 69L149 70V71L147 70L148 72H150V70L153 71L152 69H154L155 71L157 70V73L159 72V74L157 75V74L153 73V75L154 74L157 75V76L160 75L159 76L160 78L155 76L156 80L157 79H159V80L157 82H155V83L154 82H150L155 77L152 76L153 77V78L151 77L152 80L149 79V77L152 75V73L151 74L145 73L144 71H142L143 69L141 70ZM37 69H39L40 71L38 70V72H37ZM139 69H140V71H142L141 73L144 72V74H145V75L142 74L143 81H141L142 79H140L141 78V73L140 72H139L140 76L138 75L139 74L138 73ZM162 69L165 70V71L163 72ZM155 71H153V72H155ZM113 72H112V74H114ZM36 73H38V75H36ZM92 73H93V71H92ZM105 73H106V75H105ZM103 74H104V77H103ZM148 74L150 76H148ZM110 75L111 74L109 73V76ZM144 76H145V78H144ZM102 78H104V79H102ZM147 78H148V80H146ZM99 79H101V82L99 81ZM126 79H124V80H126ZM137 79H140V80H138L139 82L137 81ZM19 80H16V82H18ZM96 80H95V84H96ZM145 80H146V82H145ZM19 82L21 84L22 81L20 80ZM131 82L133 83V85H131ZM142 82H144L143 85L141 84ZM93 83H94V81H93ZM104 84H106L105 81H104ZM23 85L21 84V86H23ZM100 86H102V84ZM16 87H15V89H16ZM28 87H30V86H28ZM118 90L119 89L116 90V93H117ZM142 90H143V92H142ZM122 91H121V93H122ZM140 91H141V93H140ZM119 94H120V92H119ZM128 94H126V97H127ZM2 95L5 97V95H11V94H5V92H1V97H2ZM138 95H137V97H139ZM1 97H0V100H1ZM119 97L121 98V96H119ZM134 98H133V100H134ZM220 98H223V102L221 101ZM3 99H5V98H3ZM124 100L125 99L123 98V101ZM131 100H132V98H131ZM136 101H135V103H136ZM128 102H130V100ZM1 103L4 105V102H2V101L0 102V105L2 107ZM130 104L131 103H129V106H130ZM119 105H121V103ZM101 106H103L102 103H101ZM124 106H125L124 109L125 108H126V110L129 109V108H127L129 106L126 107L125 104H124ZM146 107H147V109L151 110V113L149 112V110H146L148 113L145 111ZM119 108H120V106H119ZM119 108L116 109L118 112L120 111ZM1 109H3V108H1ZM122 109L123 108H121V110ZM88 110L90 111L91 109H88ZM95 110L96 111H94V110L93 111L91 110V111L92 112H98L97 109H95ZM127 111L130 112V110H127ZM81 112H83V111H81ZM92 112L91 113L89 112L88 115H90L91 118H88V119H92V117L94 116L93 114H95V113L92 114ZM121 112L122 113L120 114V117H122V115H125L123 113V110ZM145 112H146V114H145ZM132 114H133V112H132ZM142 114H145V115H142ZM90 116H88V117H90ZM118 116H119V114H118ZM142 116H143V118H142ZM144 122H145V124H144ZM249 122H253L251 124V126H249ZM139 124L141 126H139ZM236 126H239L242 129L239 128V127H236ZM138 127H136L137 130H138ZM136 128H134V130H135L134 133L136 132ZM140 130H138V131H140ZM152 130L154 131V133H153ZM243 131L246 133L245 137H244V139H246V143L244 142L246 145H244V144L243 145L245 146V149H246L245 151L246 152L250 153L251 155L252 154L254 155V156L252 155L253 159H252V157L249 158V159H252V160L248 159L249 155H245L244 151L243 152L241 151V147H242L241 144H240L241 142L240 143L236 142L237 139L244 140L243 139V136H244ZM241 132H242V135H241ZM239 133L242 136V138L239 137ZM1 134H0V136H1ZM4 135H6L5 132H4ZM15 135H17V133L14 134V136ZM86 135H90V133L89 134L86 133ZM142 135H144V134H142ZM148 135L146 137L150 138ZM17 136H19V135H17ZM2 137H4V136H2ZM9 137H10V135H9ZM11 137H13V136H11ZM86 137L87 136H85V138ZM8 138H6V139H8ZM85 138H84V140H85ZM89 139H91V138H89ZM155 139H152V142L155 141ZM167 139L168 138H166L165 140H167ZM86 140H88V137L86 138ZM165 140H163V143H164ZM1 141L3 142V139ZM234 141H235V143H234L235 145L233 146L232 143ZM15 142H17V141H15ZM153 143H157V141H155ZM229 143H230L231 146L228 145ZM68 144H69V142H67V145ZM90 144H93V143L92 142L89 143V144L86 143V145H87L86 147L90 148ZM165 144H169V143H167V141H166ZM169 145H171V144H169ZM64 146H65V144H64ZM92 146L93 145H91V147ZM226 146H227V149L224 150V152L222 150H220V149H225ZM239 146H240V149H239ZM1 147H3L5 149L3 152L1 151V150H3V148L1 149ZM58 147H60V146H58ZM235 147H236V149L238 148L236 152H235V150H236ZM6 148H7L6 145L4 146V144L0 143V156L2 158L3 157L12 158L14 153H16V150H15V152L12 151V148H14V146H11V149L7 148V151H6ZM212 148H215V150L218 148L217 152L216 151L213 152ZM230 149H234V150L229 152ZM61 150H62V148H61ZM242 150H244V148ZM219 151H221V156L218 158L217 155H219ZM225 151H228L229 153H231V156H232V159H231L232 168H233V164L235 163V162L233 163V160H235L236 158L238 160V161L237 160L236 161L238 162L240 167L243 166L245 159H248V161L247 160L245 161L246 167L249 164L252 165V166L249 165L248 166L249 168L247 167L248 170L246 169L245 165L243 166V169H245V171L246 170L249 171V169H250V173L246 174V172L245 173L243 172V174H244V178H242L243 181H244L245 178H246V180L254 179L253 183L255 182V184H256L257 181H255V179L257 178L256 180L259 179V181H261V183L263 184L262 185L261 183L257 182V184L259 183L261 186L260 185H259V187L257 186L256 187L257 189H256L255 185H253L252 183H247V185H249L248 187L250 189L247 187V185H246V188L249 189V193L251 191V193H250L251 195L250 194H249V196L247 195V191L248 190L245 188L247 190V191L244 190L245 193H246V199H245V196H244L245 194H244V191L242 190V188H239V187L235 188L236 187L235 183H233L235 185V187H233V189L230 187L231 188L230 189L227 186H225V184H227V183L230 184L231 181L228 180L227 182H225L224 180H222L223 183H221V182H219L220 179H217V177H218L217 173H219L220 170L222 171V172L219 173L221 177H222L223 173H226V172H228V170L229 171L231 170V168H230L231 167V165H230L231 161L230 162L228 161V160H230L231 157L229 158V156H228V158H227V155H229V154H225ZM239 151H241V153L244 155V157L242 156L240 159H239V157L242 154ZM1 152H2V155H1ZM55 152H57V151H55ZM59 152H58V158H61V157H59V155H60ZM69 152H71V151L69 150ZM190 152L195 153V154L191 155ZM18 153H19V151L16 153V155L20 154V153L19 154ZM37 153H38L37 155H40V151L39 152L37 151ZM50 153H49V155H50ZM188 153L190 155H188V157H187ZM232 153L235 154V157H234V155ZM41 154H44V156L41 155V157H39V165H40L39 166L40 167L39 170L41 169V167H43L42 163H40V162H44V163L46 162V164H48V165L51 164V165H49L50 168L47 167V170L51 169L52 162L50 163V161H49V163H47V161L50 159L51 156H49L48 160H47L48 156H45V154L46 155L48 154V151L45 152V153L43 152ZM64 154L65 153H63V156H64ZM70 154H72V152ZM185 154H186V156H185ZM206 154H208V155H206ZM210 154H213V156L215 154V158L216 157L217 158L215 160L210 161L211 158H212L210 156ZM237 154H239V155L237 156ZM22 155L23 154L21 153V156ZM51 155H52V153H51ZM53 155H54V153H53ZM184 156H185V158H184ZM207 156H209L210 158L209 157L207 158ZM225 156H226V158H225ZM26 157H27V162L25 161L23 163L24 164L26 163L25 165L28 166V164H30V162L28 163L29 158H28V156H26ZM70 157H71V155H70ZM191 157H192V159H191ZM221 157H222V159H221ZM5 158H3V159H5ZM56 158H57V153H56ZM25 159L26 158L24 156L23 160H25ZM52 159H51V161H53ZM242 159H243V161L240 164ZM40 160H42V161H40ZM54 160H55V158H54ZM73 160H74V158H73ZM225 160L227 162V163H225L226 166L222 167V165L224 164ZM212 162H214V163L217 162V163H216V165L213 164V166H215V167L211 166L212 167L211 168L210 166H208V164L212 165ZM246 162H247V164H246ZM150 163H152V165H149ZM150 163H148V165H149L148 166V169H149L148 171H151L150 169H152V171H151L152 174H150L151 172L149 174H147L146 180L148 181V185H151V182L149 184V180H150V176H151V181L152 180L154 181L155 186L159 187L161 189L163 188L162 192H160V193H162V195H164L163 194V190L165 191V189H166L164 187H167V189L169 187H171V189H174L175 186H177L175 189H177V188H186V186L183 187V182L185 184L184 180H182V184H180L182 187L180 185H178V183H177L178 181L177 180L179 179V177L176 178V181H175V178H174V180L172 178H170V180H173L172 182H170L169 179L167 180L166 178H165V181H164L162 179V177L160 176V174H159V172H163L162 165L160 163L155 164V161H153V160ZM56 164L57 163H55L53 161V165H56ZM65 164L66 163H64L62 165H63L64 170H66V171L69 170L70 167H72V166H69V169H68V166L64 167ZM218 164H220V166ZM228 164L230 165V167H228L229 166ZM235 164H234V166L238 165V164H236V165ZM60 165H61V163H60ZM202 165L204 166L203 169L200 168L201 172L197 173V172H199V170H198L199 167L202 166ZM181 166H180V168H181ZM216 166L219 168V171H218V168ZM191 167H193L195 170L193 169V171H192ZM224 167L226 169L228 167L229 169L226 170V169H224ZM52 168L54 169V167H52ZM204 168H207L206 171H205ZM23 169L28 171V168L26 169V168L23 167ZM43 169L45 171V169H46L45 164H44V167L41 169L42 170L41 172H44ZM71 169L69 171H71ZM223 169L226 170V172H223ZM235 169L236 168L232 169L233 174L231 173V171H230L229 174H225V175L229 176L228 178L230 180L231 179L237 180V177H238L239 173H238L237 176H236L235 173L240 168H237V171L234 172ZM207 170H208V172H207ZM21 171H22V168H21ZM21 171H20V168H19V170L17 169V171H16V173L18 172L17 175L18 174L20 175ZM148 171H147V173H148ZM177 171L179 173V170H177ZM177 171H176V173L173 172L174 175H177ZM183 171L184 170H181L182 174H183ZM214 171H215V173H214ZM26 172L24 171L23 175ZM45 172H47V171H45ZM71 172L70 173L68 172L69 175L71 174ZM51 173H52V169H51ZM243 174H242V177H243ZM21 175H22V173H21ZM148 175H149V177H148ZM230 175H232V176L230 177ZM52 176L53 175L51 174V178H52ZM177 176H180V179H181V175L178 174ZM70 177H71V179L74 180L72 182H74L77 185V183H78L77 182V178H76V181H75V178H74L75 176H74L73 172H72V176H70ZM52 179H54L53 181H55V184H54L53 181H51L52 185L54 184V186H53L54 189L56 188L57 190L58 189L60 190L62 188V186H60L61 180L58 179L59 180L58 181L56 178H52ZM238 179H239V177H238ZM203 181H204V179H203ZM239 181H240V179H239ZM57 182H59L58 185H57ZM174 182H175V184H174ZM190 182H191V180H190ZM232 182H234V181L232 180ZM45 183H46V187L48 189L50 188V186L52 187L51 184L49 186L48 181L47 182L45 181ZM176 183H177V185H176ZM243 183H245V182H243ZM218 184L220 186L219 188H220L221 191L220 190H218V191L214 190V188L215 189L218 188V187H216V185H218ZM223 184L225 186V189L222 188ZM250 184H252L253 188L256 189V190H253L254 192L256 191L255 192L256 196L254 195V197H255L254 199L250 198V197L253 196V194H252L253 193L252 192V186ZM55 185H57V187H55ZM188 185H189V187H188ZM221 185H222V187H221ZM172 186H173V188H172ZM211 186H214V187L212 188ZM53 187H52V189H53ZM77 187H78V185H77ZM44 188H45V186H44ZM6 189H7V191L6 190L5 191L7 192V194L6 193H2V194H5L6 197L8 195L9 199L6 198V200L8 202V200L11 201L10 200V195H14V193H13V191H12V193H10L11 190H10L9 187L6 188ZM237 189L238 190L240 189V191L237 192ZM213 190L215 191V193L213 192ZM232 190L235 191V193ZM230 191H231V193H229ZM241 191H242V193H241ZM212 193H213L214 197H212V195H211ZM187 194H188V197H189L190 196L189 192H187ZM204 194H206V196H207V198H205V200H204V198H201V197H203L202 195H204ZM199 196H201V197H199ZM229 196L232 199L229 200ZM235 196H237L236 198H237V201L239 200V203H241L242 200L246 201L248 199V201H250L248 203V205H251V201L253 200L254 201V203L252 201V205L253 206H251V207L249 206L248 207L247 204H246L248 201L247 202H242V204L244 203L243 204V208L241 206L242 204H239V203H237V204L234 203L233 204L232 200H236V199H233ZM0 197H2V199H3V195H0ZM65 197H67V196L66 195L58 196V198H56L55 195H52V197H49L50 199L52 198L51 201H49L50 204L48 203V199H47L46 203H48L49 206H52V207L54 205L53 203H55L54 208L49 207L48 204L46 206V203H45V207L52 208L54 211L52 209L45 208L46 210H45L44 213H42L41 210H40V212L38 214L37 213L38 210H37L36 211L37 215H34V216H36V218H41V217L42 218L38 219L39 220L38 222H36L37 219L35 218L36 221L33 224H35L36 226L34 225V227H32L33 226L32 222L34 220H32L31 217H30L29 220H32V221H28L30 225H27L28 224V222L26 220L27 218L23 219L24 217H22L23 220L20 218V221H23V223L26 222L27 230H25V231L26 232L29 231L31 228H29L28 226H31L33 228V230L31 229L30 231H32V232L25 233V232H22V230H19L20 228L18 229L19 231H17L16 228H18V227H15L16 224L14 225V223H12L11 220L9 219V221L11 222L10 225L11 224L14 225L15 228L13 229V226L11 225L12 229H10L8 232L5 231V230H8L5 227L3 228L4 230L1 229L4 233L2 232L3 234L1 233L0 236L3 235L5 237V239H4L3 236L0 237V264H7V263L10 264L11 261H12V260H10V258H13V256H15V254L17 255V253L19 254L21 252L20 250H22V252H24V250H25L24 253L27 252L28 255H29V254L35 253L36 250H38V251H36V253H37V252H39V250L42 249V245H40L41 242L38 243L37 242L38 239L36 240V238H34V236H36V234H38L39 231L42 232V230L46 231V232H44L46 235H44V233H43L44 236H47L48 233H51V231H53V228H55L53 226H56V224H55L56 222H53L54 225L53 224L51 225L52 220L49 219V218L51 217L50 215L52 214V212L50 213V211L56 212L55 219H54V221H56V218L58 217V215H60L59 211L62 212V210H59V209H61V207L65 206L67 204L68 198H65ZM159 197H160V199H162L161 196H159ZM164 197H166V196L164 195ZM204 197H205V195H204ZM239 197L243 198V199H241V202H240V198ZM60 198H61V200H63L62 202H61V200H59ZM157 198H158V196H157ZM192 198H195V197H193V195H192ZM213 198H214L215 201L213 200ZM54 199H55V201H54ZM6 200H5V196H4V199L0 200V202L3 201L2 202V204H3V203H5L4 201H6ZM57 200H58L59 204L56 203ZM210 200H211V202H210ZM218 200H217V202H218ZM182 201H184V200L182 199L180 201V203H182ZM51 202H52V204H51ZM219 202L215 203L216 207H217V204L221 206V202L220 203ZM228 202H230L229 206H228ZM207 203H209V205H207ZM203 204L204 203H202V205L201 204L200 205L203 206ZM38 205H36V206H38ZM198 205H199V203H198ZM239 205H240V207H239ZM244 205H245V207H244ZM59 206H61V207L59 208ZM36 208L38 209V207H36ZM55 208H58V210H55ZM245 209H249L250 211L245 210ZM35 210H34V212H35ZM262 211H264V210H262ZM34 212H32V213H34ZM47 212L50 213V214H48ZM45 213H47L46 215H49L50 217L49 216L47 217L46 215L43 216V214H45ZM221 213H222V210H221ZM262 213L264 214V212H262ZM26 215H28V214H26ZM217 215H219V216H217ZM23 216H25V215H23ZM212 216H214V215H212ZM53 217H54V214H53L52 218ZM221 217L223 219L224 218L225 219L223 220ZM210 218H211V216H210ZM58 219H59V217H58ZM40 220H42V221H40ZM223 221L225 222V224H224ZM200 222H202V221H200ZM202 223H205V222L203 221ZM207 224H208V222L205 225H207ZM205 225L203 224V227H206ZM7 226L9 227V224ZM262 226H263V228H261V230L264 229V225H262ZM203 227H202V229H203ZM208 227H210L209 224H208ZM219 227H222V229H220ZM252 228H254V229L252 230ZM200 229H199V231H200ZM202 229H201V231H202ZM206 229H207V227H206ZM244 229L245 230L246 229H251V231L248 230L249 233L247 234L245 232L246 233L245 234L244 233V231H245ZM201 231H200V233L202 235L203 232H201ZM208 231H209V229H208ZM35 232H37V233L32 238L29 235L27 236L28 233L32 236ZM8 233H9V236H6ZM31 233H33V234H31ZM241 233H242V235L245 234L243 236H244V238H247V239H244L243 236L240 235ZM39 234H41V233H39ZM252 234L254 235L256 233H252ZM250 235H249V237H250ZM39 236H42V235H39ZM48 236H49V234H48ZM237 236L240 237L241 239L240 238L238 239ZM245 236H247V237H245ZM36 237H38V236H36ZM199 237L201 238L202 236L199 235ZM204 237H205V235H204ZM255 237L252 236L251 238L255 239ZM250 239L248 240V242L252 241V239L251 240ZM203 241H204V239H203ZM212 241H215V239H213ZM255 241H256V239H255ZM253 242L254 241H252V243H251L252 245H253ZM204 243H202V244H204ZM210 243L212 244V242H210ZM245 244H247V243H245ZM239 245H238V247H239ZM255 246H256V244H255ZM246 248H248V247H246ZM251 248H252V246H251ZM204 249H205V247H204ZM240 250H242V249H240ZM244 250H247V249H244ZM244 250H242V251H244ZM248 250H250V248H248ZM217 251L218 250H216L215 252H217ZM237 252H239V251H237ZM237 252L235 253V255L238 254ZM252 252H251V254H252ZM246 253H244V254H246ZM145 254H146L145 258L141 259V261L137 260V258H135L137 260V262H139L138 264H140V263L143 264L142 262L147 258V256H149V255H147V253H145ZM145 254H143V255H145ZM233 254L234 253H232L231 255H233ZM239 254H241V253H239ZM246 255H249V254H246ZM9 256H10V258H9ZM126 256H128V255L122 256V258L125 257L123 259L122 258L121 259L118 258V257H120V256H118L116 258V260L120 259L121 260L120 264L121 263L122 264H137V262L136 263L132 262L134 260L133 258H131L133 260H130V258H128V257L126 258ZM131 257H132V255H131ZM222 257H223V255H222ZM242 257H244V256H242ZM242 257H241V259H242ZM227 258H225L224 260H226ZM14 259H16V258H14ZM101 259H103V258H100L97 261H100ZM233 259L231 258V260H233ZM238 259H240V258H238ZM104 260H105V258H104ZM136 260H134V261H136ZM92 261L94 262V260H92ZM92 261H91V263H92ZM95 261H96V259H95ZM97 261H96V264H100L101 263V262L97 263ZM119 261H118V264H119ZM235 261H239V260L236 259ZM144 262L147 263L148 261L146 262V260H145ZM74 264H76V263H74Z\"/></svg>","mask_w":264,"mask_h":264},{"label":"snow or ice","instance_id":"snow-or-ice-1","mask_svg":"<svg viewBox=\"0 0 264 264\" xmlns=\"http://www.w3.org/2000/svg\"><path fill=\"white\" fill-rule=\"evenodd\" d=\"M6 75V73L5 72H3L2 70H0V82H2V79H3V77ZM221 99V101L223 102V98H220ZM253 122H249V126H251V124H252Z\"/></svg>","mask_w":264,"mask_h":264}]
</instances>
